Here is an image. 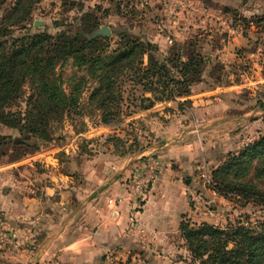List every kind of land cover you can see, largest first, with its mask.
<instances>
[{
  "label": "rangeland",
  "instance_id": "obj_1",
  "mask_svg": "<svg viewBox=\"0 0 264 264\" xmlns=\"http://www.w3.org/2000/svg\"><path fill=\"white\" fill-rule=\"evenodd\" d=\"M17 2L18 0H0V43L6 42V46L15 38L36 33L56 36L64 31L72 32L78 24L84 23L82 17H85L88 18L86 23L97 26V29L101 26L109 28L110 34L106 35L108 39L100 41L101 44L108 43V50L117 48L125 41L117 35L123 30L131 38L153 43L163 58L169 57L171 49L178 46L181 48V61H185L191 51L189 45H192L195 49L193 52L201 57V64L197 69L199 74L190 85L189 94L220 85L237 86L229 89L232 91L218 104L219 109L213 110L216 116L208 113V117H202L200 113L203 119L197 118L199 114L192 107V99L149 113L144 110L153 108L159 102L170 103L177 97L153 100L152 106L147 107L148 102L143 104V98L154 99V96L151 92L142 91L141 84L134 81L132 72L126 71L117 82L122 95L113 109L117 114L111 122L104 123L101 112L87 102L90 91L96 86L88 75L87 65L78 70L69 58L61 66L58 64L56 70L62 77L67 93L72 91L81 77L84 78L78 104L70 113L65 111L59 119L51 120L49 141L40 142L36 148L20 147L14 151L7 145L4 148L5 157L0 158V167L4 165L10 169L14 162L33 155L29 158H32V162L36 160L34 169L38 172L50 170L57 160L64 164L67 172L80 164V173H77L78 170L75 171L76 174H70L83 180V169L87 168L88 161L95 166H109L115 161V156L129 154L135 157L141 154V157L134 158L131 163L139 164L142 161L145 165L140 167L134 178L127 179L131 180L128 196L136 200L137 210H140L150 181L157 167H160L158 160L161 150L167 148L159 147L164 142V127L169 121L164 118V114L169 116L173 111L182 114L188 112V126L193 127L189 128V136L195 141L200 140L205 145L201 152L209 151L213 159L209 163L205 158L200 164L201 168L180 175L182 184L188 186L186 195L191 206V210L181 216L180 223L185 221L198 226L207 222L223 229L237 221L248 220L254 223L264 219V206L234 193L223 196L214 189L218 194L211 195V188H205L209 191V197L203 194L202 197L214 211L212 216L194 207L189 197L191 189L201 192V169L211 171L224 162L228 154L236 153L264 132V108L260 107L264 104V0H40L29 6L27 0H22L14 12ZM17 16H21V19ZM146 60L147 53L143 56V66L146 65ZM173 74L179 76L176 70ZM23 91L22 97L11 103L9 109L25 110L26 97L31 93L28 80L23 85ZM199 97L208 99L209 95H197L194 99ZM224 117L236 120L221 123L218 126L222 129L218 131L219 137L214 131L203 128L207 123L208 128L213 127L214 123L219 124L217 120ZM198 124L203 127L199 128L201 125ZM0 133L12 136L18 134L16 130L2 125ZM223 134H227V137ZM215 150L216 153H213ZM16 155L19 157L12 160ZM39 159L48 165L38 161ZM149 162L152 163L151 169L148 168ZM20 167L23 169L30 166L25 163ZM139 176L148 178V183L141 188L140 193L131 195L134 192L131 187ZM110 180L112 178L106 184L93 186L86 200L102 192L110 184ZM82 201L84 200L72 202L69 211ZM0 217L14 236L13 242L0 243V247H10L15 243V233L1 214ZM1 230L6 229L0 227ZM169 234L171 241L162 243L173 249L171 252L166 253V250H159L157 247L154 249L151 242L145 243L146 245L143 243V247L123 245L110 250L104 260H99L97 264H198L199 261L191 257L180 231H170Z\"/></svg>",
  "mask_w": 264,
  "mask_h": 264
},
{
  "label": "trees",
  "instance_id": "obj_2",
  "mask_svg": "<svg viewBox=\"0 0 264 264\" xmlns=\"http://www.w3.org/2000/svg\"><path fill=\"white\" fill-rule=\"evenodd\" d=\"M39 1L27 0V5ZM21 2L18 0L14 12ZM87 20L82 17L84 23L72 32L64 31L56 36L36 33L15 38L8 46L6 42L0 43V125L18 133L15 136L0 133V158L5 157L7 145L14 151L20 147L36 148L40 142L49 141L51 120L76 107L84 78L67 93L56 70L58 64L61 66L69 58L78 70L87 65L88 75L96 84L87 102L101 112L104 123L111 122L117 114L113 109L122 99L117 82L126 71L132 72L142 91L154 96V99L143 98V104L148 102L147 107L152 106L153 100L189 95L201 64V57L193 52L192 45L185 61H181L178 46L171 49L169 57L163 58L153 43L131 38L123 30L117 35L125 41L108 50V43H100L108 39L106 35L90 37L97 26L89 25ZM145 53L147 60L143 66ZM174 70L179 76L173 74ZM27 80L31 93L26 97L25 110L9 109L11 103L22 97ZM260 107L263 109L264 104ZM211 178L213 189L221 195L234 193L264 206V132L236 153L228 154L224 162L211 170ZM179 231L198 264H264V219L254 223L237 221L223 229L207 222L194 226L183 221Z\"/></svg>",
  "mask_w": 264,
  "mask_h": 264
},
{
  "label": "crops",
  "instance_id": "obj_3",
  "mask_svg": "<svg viewBox=\"0 0 264 264\" xmlns=\"http://www.w3.org/2000/svg\"><path fill=\"white\" fill-rule=\"evenodd\" d=\"M236 86L220 85L197 91L177 97L170 103H156L153 108L144 111L150 113L192 99V107L199 114L197 118L201 117L200 113L202 117H208V113L216 116L213 110L219 109L218 104L232 91L229 89ZM204 94L209 98L194 99ZM188 115V112L182 114L175 111L169 116L164 114L169 121L164 127V142L159 147L167 148L161 150L160 159H157L160 167L150 181L140 210H137L136 200L128 196L131 180L127 179L134 178L140 167L145 165L142 161L131 163L141 154L135 157L129 154L115 156V161L109 166H95L88 161L87 168L83 169V180L70 174H76L80 164L67 172L64 164L56 158L57 163L45 172L34 169L36 160L32 162L29 158L33 155L14 162L10 169L2 165L0 214L14 231L15 243L10 247H0V264H97L117 247H143V243L146 245L149 242L154 249L157 247L166 250V253L171 252L173 249L162 242L171 241L169 232L177 233L181 216L191 210L186 195L188 186L185 187L179 177L201 168L205 158L209 163L213 159L209 151L201 152L205 145L200 140L195 141L189 136V128L193 127L188 126ZM235 120L220 118L217 120L220 123H214L210 128L209 123L204 127L198 125H201L199 128L214 131L219 137L218 131L222 129L218 126ZM223 135L227 137V134ZM38 161L48 165L41 159ZM25 163L30 167L22 169L20 165ZM110 178V184L102 192L86 200L93 186L106 184ZM199 189L205 197H209L208 189ZM80 200L84 201L69 211L71 203Z\"/></svg>",
  "mask_w": 264,
  "mask_h": 264
},
{
  "label": "built area",
  "instance_id": "obj_4",
  "mask_svg": "<svg viewBox=\"0 0 264 264\" xmlns=\"http://www.w3.org/2000/svg\"><path fill=\"white\" fill-rule=\"evenodd\" d=\"M148 168L151 169L152 168V163L149 162L148 163ZM139 179L135 181V184L131 187V189L134 191L132 192L131 195H137V193H140L139 191L141 190V188L143 189L146 184L148 183V178L145 177H138ZM199 178L201 180L202 186L203 188H211V195H217V191H215L213 189V180L211 178V171L207 170L206 168L201 169L200 174H199ZM146 179V180H144ZM142 194V193H141ZM139 195V194H138ZM136 197V196H134ZM189 197H190V202H192L193 206L198 208L199 211L206 213L209 216L214 215V211L207 206V202L204 201L203 197H202V193L201 192H197L194 189H191L189 192ZM0 227L1 229H6V230H1L0 231V243L2 244H7L10 242H13L14 236L12 234V231H10L8 228H6L3 220L0 217Z\"/></svg>",
  "mask_w": 264,
  "mask_h": 264
},
{
  "label": "water",
  "instance_id": "obj_5",
  "mask_svg": "<svg viewBox=\"0 0 264 264\" xmlns=\"http://www.w3.org/2000/svg\"><path fill=\"white\" fill-rule=\"evenodd\" d=\"M110 30L106 26H101L100 28L96 29L94 33L91 35V37H96L98 35H109Z\"/></svg>",
  "mask_w": 264,
  "mask_h": 264
}]
</instances>
